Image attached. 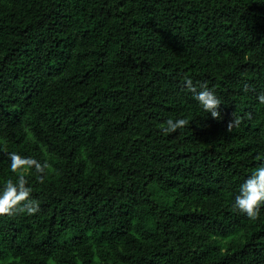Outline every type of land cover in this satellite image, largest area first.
<instances>
[{
    "label": "trees",
    "instance_id": "1",
    "mask_svg": "<svg viewBox=\"0 0 264 264\" xmlns=\"http://www.w3.org/2000/svg\"><path fill=\"white\" fill-rule=\"evenodd\" d=\"M261 93L264 0H0V189L11 152L49 165L25 172L40 211L0 217V264H264V205L232 207Z\"/></svg>",
    "mask_w": 264,
    "mask_h": 264
},
{
    "label": "clouds",
    "instance_id": "2",
    "mask_svg": "<svg viewBox=\"0 0 264 264\" xmlns=\"http://www.w3.org/2000/svg\"><path fill=\"white\" fill-rule=\"evenodd\" d=\"M185 87L189 92L195 93L193 98L205 113H210L214 120L221 119L218 111L221 100L214 90L204 84L197 91L191 79L185 80ZM257 100L264 105V93L259 94ZM240 123L241 118L233 115L226 126V132H231ZM188 124L189 121L186 119H168L161 126V130L164 134L174 133ZM8 158L11 173L16 176V179H8L0 189V217H13L17 214L33 216L40 211V206L39 201L30 199L31 188L27 187L28 180L25 178V172L31 173L34 170L37 181L43 183L49 165L47 162L42 164L34 158L21 156L16 152L9 153ZM257 159L261 158L257 157ZM262 205H264V163H261L240 185L239 194L236 195L232 207L249 220H256L259 218Z\"/></svg>",
    "mask_w": 264,
    "mask_h": 264
}]
</instances>
